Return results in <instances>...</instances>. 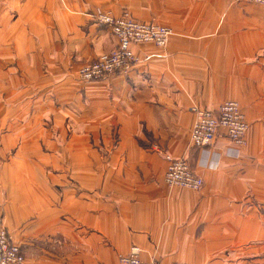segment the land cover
I'll list each match as a JSON object with an SVG mask.
<instances>
[{
    "label": "crops",
    "instance_id": "0c3cea01",
    "mask_svg": "<svg viewBox=\"0 0 264 264\" xmlns=\"http://www.w3.org/2000/svg\"><path fill=\"white\" fill-rule=\"evenodd\" d=\"M129 11L171 27L126 74L79 79ZM236 100L238 152L191 143L193 108ZM219 154V157L218 155ZM166 155L204 180L170 187ZM219 159H218V158ZM0 226L27 264H264V6L228 0H0Z\"/></svg>",
    "mask_w": 264,
    "mask_h": 264
},
{
    "label": "built area",
    "instance_id": "2783aa9c",
    "mask_svg": "<svg viewBox=\"0 0 264 264\" xmlns=\"http://www.w3.org/2000/svg\"><path fill=\"white\" fill-rule=\"evenodd\" d=\"M232 3L248 2L264 6V0H228ZM98 22L107 25L116 37L117 44L109 52L83 63L78 69V77L85 82L100 81L110 75L126 74L138 62L133 50L134 45L151 43L160 48L168 46L175 31L168 26L155 22L141 21L129 11L116 16L111 12H98ZM196 120L191 131V143L194 147L207 152L221 134H225L233 144L229 151H236L247 143L249 122L240 103L227 100L215 109L193 108ZM219 157V154H217ZM217 157V158H218ZM219 159V158H218ZM168 162L165 183L170 187L187 188L200 191L204 180L196 173L186 158H174L166 155ZM0 264H27L20 246L4 226H0ZM118 264H188L184 262L163 263L156 260H143L141 249L133 247L128 254L118 258Z\"/></svg>",
    "mask_w": 264,
    "mask_h": 264
},
{
    "label": "rangeland",
    "instance_id": "374dc122",
    "mask_svg": "<svg viewBox=\"0 0 264 264\" xmlns=\"http://www.w3.org/2000/svg\"><path fill=\"white\" fill-rule=\"evenodd\" d=\"M247 144V143H246ZM26 258V257H25ZM26 261H27V258H26ZM28 262V261H27Z\"/></svg>",
    "mask_w": 264,
    "mask_h": 264
}]
</instances>
